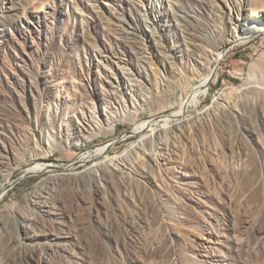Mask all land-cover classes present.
I'll use <instances>...</instances> for the list:
<instances>
[{
	"label": "rangeland",
	"instance_id": "obj_1",
	"mask_svg": "<svg viewBox=\"0 0 264 264\" xmlns=\"http://www.w3.org/2000/svg\"><path fill=\"white\" fill-rule=\"evenodd\" d=\"M258 14L264 0H0V264H264L248 82H264V33L214 62ZM216 65L180 121L70 167L172 115ZM43 164L60 169L15 182Z\"/></svg>",
	"mask_w": 264,
	"mask_h": 264
},
{
	"label": "bare ground",
	"instance_id": "obj_2",
	"mask_svg": "<svg viewBox=\"0 0 264 264\" xmlns=\"http://www.w3.org/2000/svg\"><path fill=\"white\" fill-rule=\"evenodd\" d=\"M244 31V35L242 36L241 34H237L236 36H233L229 42L220 44L217 50L215 51L214 54V62L219 64L220 61L223 59V54L226 52L227 48L232 46L233 44L236 43H245L248 41L251 37L264 33V14H258L254 17H251L250 19H247L245 23L243 24L242 28ZM208 70L204 76H202L199 79H196L194 82L191 84V89L189 93L182 99L179 109L174 112L170 116H164L161 118V121H153V120H148L146 122H143L141 124H138L134 127V129L131 131L133 134L139 133L141 130L147 128L150 125H159L161 123H167L169 121H174V120H179L184 116L185 112L189 108H193L196 106L197 102L202 99L203 97L206 96L208 93V89L213 83V81L216 78V69ZM263 75H261L258 70H252V73L249 74V83L253 87H258L261 90V93L264 96V82L262 81ZM109 149L106 145L98 147L95 149V152L93 155H87V156H82L83 159L80 162H85L89 161L90 159H94L96 157L104 156L106 160H109L107 153ZM48 165L43 164V165H37L34 166L26 172L30 173L31 175H37L41 174L47 171ZM3 190V189H2ZM0 190V199L2 198L3 194L5 191Z\"/></svg>",
	"mask_w": 264,
	"mask_h": 264
},
{
	"label": "water",
	"instance_id": "obj_3",
	"mask_svg": "<svg viewBox=\"0 0 264 264\" xmlns=\"http://www.w3.org/2000/svg\"><path fill=\"white\" fill-rule=\"evenodd\" d=\"M228 49V48H227ZM224 54H225V52H224ZM223 54V55H224ZM216 67H217V65L215 66V68L214 69H216ZM151 120H153V121H161V118H154V119H151ZM135 135H138V134H133V133H128V134H126V135H124V136H121V137H119V138H117L116 140H114V141H112L111 143H109V144H107L106 146L108 147V149L110 150V148H111V146L113 145V144H115L117 141H119V140H121V139H123V138H125V137H128V136H135ZM86 162H88V160L87 161H85V162H75L73 165H71L70 167H72V166H76V165H78V164H80V163H86ZM49 168H54V169H60V168H58V167H52V166H48ZM29 176H32L30 173H28V172H26L25 171V173L21 176V177H19L17 180H15V182H17V181H19L20 179H23V178H25V177H29Z\"/></svg>",
	"mask_w": 264,
	"mask_h": 264
}]
</instances>
